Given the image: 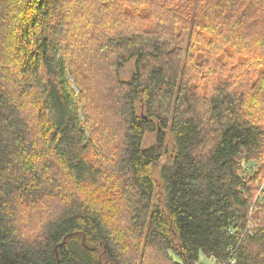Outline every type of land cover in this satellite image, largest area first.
Listing matches in <instances>:
<instances>
[{
    "label": "trees",
    "instance_id": "trees-1",
    "mask_svg": "<svg viewBox=\"0 0 264 264\" xmlns=\"http://www.w3.org/2000/svg\"><path fill=\"white\" fill-rule=\"evenodd\" d=\"M68 4L0 0V264H264V0H102L82 62Z\"/></svg>",
    "mask_w": 264,
    "mask_h": 264
},
{
    "label": "rangeland",
    "instance_id": "rangeland-1",
    "mask_svg": "<svg viewBox=\"0 0 264 264\" xmlns=\"http://www.w3.org/2000/svg\"><path fill=\"white\" fill-rule=\"evenodd\" d=\"M101 1L102 0H70V4H68V6H71V5L74 6V8H73L74 12L72 14L68 15L69 16L68 19L71 22V27L74 31V35H75V37L79 38L83 42V43L74 44L75 48L73 47L74 48L73 50L75 52L74 54L79 56L81 62L83 60V57L85 58L86 56H88V58H91L90 57L91 53L87 52L91 46V41L98 38L99 34L102 31V23L104 21L102 22L99 15H97L95 10H93V8L91 7V6L97 7L99 4H101ZM119 1L123 5L124 1H126V0H119ZM124 9H125V11H128V8H124ZM95 18L97 20H95ZM116 18L117 19L115 21V24L112 27H123V26H125L124 23L128 19L127 17H122L121 15H116ZM252 37H253V40L252 39L246 40V42L250 46L253 44V46H254V48H256V50H261V49H259V47L261 45H264V36L258 37V38L255 36H252ZM245 38H246V36H245ZM245 38H242V40H244L243 41L244 43H245ZM215 43H217V42H215ZM83 44H85V45H83ZM217 45L220 48L218 49L214 45L213 52H212V57H213L212 60L218 62V69L217 70L212 69V64L210 62L208 63V65L206 66L205 69H207L208 71H211V72H208V73H210V75L206 78L207 82H214V80L217 82L218 81V74H216V72L219 70H221V72L219 73V76L221 77V75H222L221 78L226 79L225 73H226V71L230 70V63H232V61H235V60H238V59L245 57L243 55L238 56L235 51L231 55H226V54L221 53L225 48L222 49L220 39H218ZM260 52L264 53V50H261ZM214 57H216V58H214ZM97 61L102 62L100 59H97ZM124 65L125 66L121 70V78L126 80V79L130 78V76L133 74V70H134L133 60L129 61L127 64H124ZM235 73L237 76L242 78L241 83H244L247 76H249V71H247V70L245 71L244 69H241V71H236ZM91 76H92V74L90 75V77ZM101 83L102 82L100 81V84ZM203 85H204V80L201 81L200 83H198L199 87H203ZM92 96L95 100H98L101 97L100 93L97 91H95L92 94ZM258 121L261 125H264V112H263L262 117ZM107 125L111 126L110 121L107 122ZM167 137H168V139L166 142V144H167L166 145L167 146L166 151L163 153V156L159 162V165L153 171V175H154L156 181H160V167L162 166V164L164 162L168 161V159L170 160V157L172 156V152L174 149L171 134L169 133V131H167ZM156 138H157V132L156 131H149L145 137V143L144 144L145 145L153 144L156 142ZM263 175L259 174V180L252 181V183L255 186L261 185L259 190L257 191L258 196L261 194V191L264 188V184H263L264 178L262 180ZM105 186L106 185L104 184L99 189V193L103 194V196H104V201H103L104 203H106V201H107L105 199V196L108 195L107 194L108 192L105 191ZM79 193L87 196V194L91 193V189L89 186L88 187L85 186V187H82L79 189ZM156 195H157L158 199H163L161 189H157ZM38 209H39V207L33 211V215H31V217L27 218V220L21 219L22 233L28 234L29 237L35 235V231H36L35 230V226H36L35 217L42 216L44 213L48 212L51 209V207H44L39 212H37ZM104 209H106V207H104ZM22 210H23V208H22ZM119 220H122V219H119ZM118 221L116 218L111 220V226H112L113 232H118V230H119L118 228L120 227V224ZM22 226H23V228H22ZM116 234H122L121 229H120V232H118ZM200 261L203 264H215V262H213V259L207 257L203 252H201Z\"/></svg>",
    "mask_w": 264,
    "mask_h": 264
},
{
    "label": "built area",
    "instance_id": "built-area-1",
    "mask_svg": "<svg viewBox=\"0 0 264 264\" xmlns=\"http://www.w3.org/2000/svg\"><path fill=\"white\" fill-rule=\"evenodd\" d=\"M234 261H232V263H233Z\"/></svg>",
    "mask_w": 264,
    "mask_h": 264
}]
</instances>
